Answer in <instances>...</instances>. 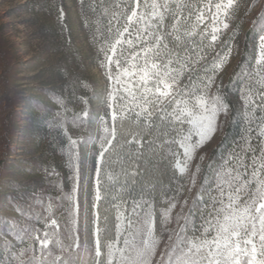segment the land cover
<instances>
[{
	"label": "rangeland",
	"instance_id": "374dc122",
	"mask_svg": "<svg viewBox=\"0 0 264 264\" xmlns=\"http://www.w3.org/2000/svg\"><path fill=\"white\" fill-rule=\"evenodd\" d=\"M136 2L0 0V158L5 160L0 199V264H51L55 257L66 260L73 253H80L79 258L85 260L94 257L97 200L96 196L93 201L89 200L86 193L89 152L95 135L99 130H103L104 136L110 135L114 124L113 110L135 114L137 105L144 102L142 96L149 101L155 100L154 95L143 91L144 86L139 80L140 69L146 59L149 65L156 60L161 68H170L178 85L184 72L194 66V71H197L194 82L180 99L187 101L190 107L201 91L209 100L217 94L221 96L222 84L240 57V43L247 20L260 10L264 0H237L235 11L227 21L228 29L235 21L244 22V27L231 41L230 55L228 49L220 52L221 34L228 29L217 33V41L211 40L216 13L214 6L220 0H139V7ZM154 3L159 5L155 10L161 13L162 18L150 15ZM133 10L145 19H134L129 24L127 16ZM166 14L172 20L170 31L187 39L185 42L191 47L190 58L194 64H190V59H184L189 55L172 53L169 48L164 50L166 44L163 45L161 28ZM201 14L203 20H198ZM220 19H224L223 15ZM124 27L129 31L121 38L123 42L117 46V53L112 56L113 63L109 65L106 53L111 55L109 50L114 39ZM157 37L162 39L157 41ZM128 40L132 43H127ZM256 45L255 64L247 83L241 86L237 100L247 108L256 110L259 107L262 115L255 116L252 124L248 122L251 126L247 134L248 156L237 155L222 167L223 172L231 171L233 176L240 174V181L233 186H238L245 179L255 185L251 173L264 163V99L256 104V94L264 90V82H261L264 68L257 64L259 38ZM224 57L227 59L221 63ZM117 59L120 60L119 67L115 64ZM125 69L136 74L125 75ZM258 70L260 75L256 74ZM208 78L214 82L205 89ZM155 86L154 79L146 85L153 92ZM129 92L135 94V100ZM190 93L193 95L189 96ZM10 102L14 106L11 122L4 125L6 106ZM175 108L176 105L171 112ZM85 111L87 117L83 115ZM92 111L95 115L91 118ZM228 116L229 108L226 116L219 114L220 130L203 146L197 147L191 159L181 148L176 164H187V171L182 174L187 178L188 188L174 200L176 207L171 209V221L166 226L156 227L151 206L145 208L140 216L151 211L156 233L162 238L155 264H160V253L165 251L164 245L168 243L169 233L165 229H175L190 240L201 238L204 229L209 228L206 220L212 219L213 198H222L227 203V193L231 189L224 185L225 195L220 197L217 175L207 216L196 226L194 235H186L184 231L187 220H180L182 229L176 227V217L181 209L184 215L188 213L199 188L202 167L210 150L221 139ZM183 123L187 127L182 137L190 134L187 143L196 144L199 137L194 126L186 120ZM72 140L76 141L75 146L71 144ZM70 153L78 156L75 161L78 173L72 167ZM258 175L264 178V172ZM193 177L196 181L194 187L191 184ZM185 199L188 201L186 206L183 205ZM169 207L163 211L162 217ZM52 220L56 221L55 225L51 224ZM72 231L78 237L80 248L68 249L72 243ZM36 236L39 240L34 238ZM46 238L51 243L42 247L40 241ZM100 259L104 261L103 256ZM168 259V255L163 256L164 264Z\"/></svg>",
	"mask_w": 264,
	"mask_h": 264
},
{
	"label": "trees",
	"instance_id": "16d2710c",
	"mask_svg": "<svg viewBox=\"0 0 264 264\" xmlns=\"http://www.w3.org/2000/svg\"><path fill=\"white\" fill-rule=\"evenodd\" d=\"M165 17L164 27L161 28L163 45L166 44L164 50L169 48L172 53L177 52L185 57L189 55V58L184 59L186 61L190 59V64H194L190 58L192 56L191 47L185 42L187 39L175 36L170 31L171 17L167 14ZM261 25H264V2L260 10L247 20L240 43V57L220 89L221 96L229 108V116L221 139L210 150L202 167L199 188L192 198L193 201L187 213L188 219L184 227L186 235H194L196 226L207 216L206 213L211 203V192L222 167L237 155L248 156L246 145L247 134L251 128L249 124H252L255 116L262 114L259 107L256 110L253 107H245L237 100V95L240 93L241 86L247 83L255 64L256 42L262 34L259 31ZM243 27L244 22L235 21L228 31L221 34V53L230 47L231 41L241 33ZM190 67L191 70L184 72L178 87L174 89V95L178 100L182 99V95L177 93L184 92L194 82L197 71H194L193 65ZM260 99H264V90L256 94V104L261 103ZM170 101L171 97L166 98L161 104L142 102L137 105L135 114L117 112L118 116L113 124L115 139H112L111 147L104 153L102 159L100 157L101 144L104 143L107 147L106 138L111 139V136H104L103 130H99L94 137L89 152L90 159L87 167L89 180L86 194L88 199L93 201L99 187L101 199L96 203L103 250L104 229H107L109 240L114 238L118 210L125 216L133 217V208L137 202L142 204L141 208H136L139 216L143 214L145 208L151 206L154 209L156 227L161 228L163 211L188 188L187 178L178 170L176 164L181 151L180 138L187 126L184 123L178 124L168 115L175 106V104H170ZM6 107L7 118L3 122L4 125L7 121L11 122L14 110L11 102ZM90 114L92 118L95 111ZM177 128L180 130V135L176 134ZM4 163V157L0 158V199L4 185L2 175ZM97 179L100 181L99 185H97Z\"/></svg>",
	"mask_w": 264,
	"mask_h": 264
},
{
	"label": "snow or ice",
	"instance_id": "6c2138e0",
	"mask_svg": "<svg viewBox=\"0 0 264 264\" xmlns=\"http://www.w3.org/2000/svg\"><path fill=\"white\" fill-rule=\"evenodd\" d=\"M237 0H220L215 4L216 13L214 16L215 24L212 28L211 40L217 41L218 35L223 29H228L229 23L227 22L230 16L235 11ZM136 6L139 7V0L136 2ZM159 5L153 4L154 9L151 12L152 17L161 16V13L156 11ZM223 15L224 19L221 20L220 16ZM162 18V16H161ZM144 20L143 15L138 16L137 11L133 10L131 15L127 16L129 24L133 20ZM198 20H203V14L197 17ZM218 25V26H217ZM128 27H124L122 32H118L114 43L110 48L111 55H107L106 59L109 65L113 63L112 56L117 53V46L122 44V37L125 33H128ZM146 31V29H145ZM259 31L264 33V25L260 26ZM139 38V37H138ZM162 37H157L159 41ZM127 43L131 44L132 40H128ZM148 51H151L149 49ZM231 48H228V54L230 55ZM147 56V52H145ZM158 56V52H157ZM202 58V57H201ZM224 57L221 63L226 60ZM171 62L169 61V64ZM117 67L120 66V60L115 61ZM257 64L264 68V34L259 35V60ZM191 70V69H189ZM124 74L131 76L135 75L134 72L124 70ZM257 75H260L258 70ZM111 78V77H110ZM154 79L156 82L155 91L152 88L146 87L148 81ZM140 84L144 86L143 91L145 93L155 96L154 101H149L146 96H142L141 99L147 103L161 104L168 97H171L170 104H175L176 108L168 115L173 118L178 124H182L185 120L192 124L195 129V134L199 137L196 144L187 143L190 140V134L183 136L180 140V147L184 149V155L191 159L192 154L197 147L203 146L207 141L220 130L218 124V116L223 113L227 115L228 106L225 104L223 97L219 94L212 96L211 99L201 91V94L195 96V102L189 106L185 100H178L174 95V89L178 87V81L176 76L173 75V71L165 66L161 68V64L156 60L149 65L147 59L142 69H140L139 76ZM212 78H208L205 84V89L213 83ZM261 82H264V77H261ZM162 86V87H161ZM127 90V89H126ZM178 95H184L183 92L177 93ZM132 99L135 100L134 93L129 92ZM193 94H189L192 96ZM170 106V105H169ZM147 111V109H144ZM151 116V112L148 113ZM87 117L88 113H83ZM117 113L115 110L112 112V120L115 122ZM107 132L108 129L106 128ZM176 134L180 135L179 128L176 129ZM111 139L106 138L107 147L104 143L101 144L102 151L100 152L101 159L104 153L111 147L112 139H115V126L113 125L110 133ZM175 142V141H174ZM71 144L76 145V141L72 140ZM72 167L75 172L78 173V165L76 160L78 156L75 153H70ZM180 172L187 171V164L181 166L177 164ZM197 171L199 169L197 168ZM264 172V163L260 164L259 169H253L251 176L255 180V185H252L250 181L245 179L239 183L238 186H233L234 183L240 181V174L232 175L229 172L218 173V191L220 197H224L225 190L224 185H227L231 189V192L227 193V203L220 198H213L211 220H206L209 228L204 229V233L201 238L188 239L182 237L180 232L175 229H165L168 231L167 241L164 245L165 251L160 253L161 262L164 264L163 256L168 255L169 259L167 264H264V178L259 177L258 173ZM230 177V179H229ZM75 179V176H74ZM100 181L97 179V185ZM195 178L193 177L191 184L195 186ZM254 188V190H252ZM247 189V191H245ZM75 186L73 187V196L71 199L75 200ZM190 191V189H189ZM101 199L99 187L97 188L96 200ZM188 201L185 199L183 205H187ZM51 207V205H49ZM119 207V206H117ZM142 204L137 202L133 208V217L125 216L123 212L118 210L115 224V236L111 240L108 239L107 229L105 232L104 250L101 247V225L99 223V213H97L96 223V239L94 257L85 260L81 259L80 253H73L68 259L62 257H55L51 264H155V257L158 254V249L162 244L161 236H158L155 230V222L153 213L148 211L144 213L143 217H140L136 213V208H141ZM176 204L173 202L170 204L169 210L164 213L162 226H166L171 221L170 212L172 208H175ZM191 210H189L190 212ZM187 220L188 216L181 213L176 217V227L182 229L180 220ZM106 223V221H105ZM51 224L55 225L56 221L52 220ZM75 225V217L73 216V226ZM214 232V235L212 234ZM47 237V233H45ZM72 243L68 245V249L80 248L78 243V237L74 231L70 233ZM211 237V238H208ZM39 240V237H34ZM175 238V239H174ZM178 241V242H177ZM122 242V246L121 245ZM51 241L47 238L40 241L42 247H47ZM59 244L60 242L57 241ZM104 257V261H101V257Z\"/></svg>",
	"mask_w": 264,
	"mask_h": 264
}]
</instances>
